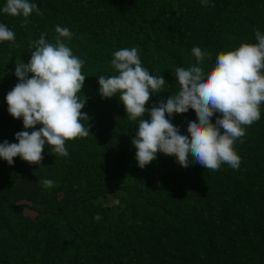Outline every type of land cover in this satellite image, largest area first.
Returning a JSON list of instances; mask_svg holds the SVG:
<instances>
[{"label": "trees", "instance_id": "trees-1", "mask_svg": "<svg viewBox=\"0 0 264 264\" xmlns=\"http://www.w3.org/2000/svg\"><path fill=\"white\" fill-rule=\"evenodd\" d=\"M29 2L42 15L33 12L25 24L22 15L3 13L0 0V24L15 33L14 44L0 42V143H17L25 130L6 102L18 83L15 63L30 60L42 34L55 43L56 26L69 29L63 42L84 62L80 95L90 135L66 142L67 157L46 145L41 165L0 159V264H264V104L235 142L238 169L183 168L162 153L141 169L132 144L138 120L127 118L118 96L102 98L98 83L117 74L116 51L136 47L142 66L166 81L150 110L179 91L175 69L196 64L194 47L211 53L201 61L208 73L221 52L257 43L264 0ZM196 118L189 109L170 119L186 134ZM44 179L54 185L46 188Z\"/></svg>", "mask_w": 264, "mask_h": 264}, {"label": "clouds", "instance_id": "clouds-1", "mask_svg": "<svg viewBox=\"0 0 264 264\" xmlns=\"http://www.w3.org/2000/svg\"><path fill=\"white\" fill-rule=\"evenodd\" d=\"M202 4L207 6V0ZM2 11L13 17L22 15L25 24L33 12L42 15L29 0H6ZM55 32V43L47 42L42 34L31 44L35 50L30 60L15 63L18 83L7 93L6 102L10 116L22 119L25 130L15 134L17 143H0V159L9 166L16 157L30 165H41L46 145L55 155L67 157L66 142L90 135L88 123L85 126L83 122L91 118L82 112L87 98L80 95L86 79L82 74L84 62L63 42L72 38L69 29L56 26ZM254 34L257 43L221 52L208 73L201 61L211 53L194 47L196 64L175 69L179 91L150 110L146 108L150 97L162 93L166 81L142 66L136 47L114 53L111 67L117 74L99 76V94L106 99L118 96L127 118L138 120L132 144L139 168L156 160L158 153L175 157L183 168L190 163L212 171H218L222 164L239 168L241 158L235 142L246 135V127L260 120V106L264 104V34L259 30ZM4 41L14 44L15 33L0 24V42ZM189 109L197 118L189 122L187 133L181 134L170 118ZM146 113L150 121L144 118ZM214 114L219 115L213 123ZM41 183L46 188L54 185L50 179ZM94 219L99 221L101 217Z\"/></svg>", "mask_w": 264, "mask_h": 264}]
</instances>
